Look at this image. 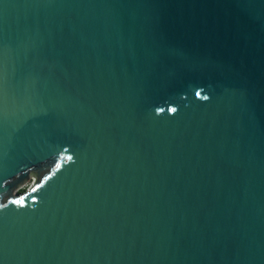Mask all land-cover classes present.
<instances>
[{"label":"water","instance_id":"obj_1","mask_svg":"<svg viewBox=\"0 0 264 264\" xmlns=\"http://www.w3.org/2000/svg\"><path fill=\"white\" fill-rule=\"evenodd\" d=\"M0 264H264V0H0Z\"/></svg>","mask_w":264,"mask_h":264},{"label":"rangeland","instance_id":"obj_2","mask_svg":"<svg viewBox=\"0 0 264 264\" xmlns=\"http://www.w3.org/2000/svg\"><path fill=\"white\" fill-rule=\"evenodd\" d=\"M32 180H33V179H31V180H30V181L24 186L25 189L29 186V184L32 182ZM21 190H23V189H21ZM21 190H20V191H21Z\"/></svg>","mask_w":264,"mask_h":264}]
</instances>
